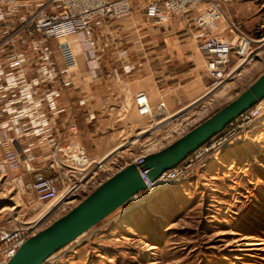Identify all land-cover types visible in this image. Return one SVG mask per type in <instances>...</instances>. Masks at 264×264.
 Here are the masks:
<instances>
[{"label":"built area","instance_id":"2783aa9c","mask_svg":"<svg viewBox=\"0 0 264 264\" xmlns=\"http://www.w3.org/2000/svg\"><path fill=\"white\" fill-rule=\"evenodd\" d=\"M139 1L145 3L142 13L151 26L174 21L188 29L190 43L203 56L205 73L210 78L221 79L233 59L239 62L253 55V60L262 59L264 65V15L253 34H246L240 22L233 23L225 16L221 3L229 0ZM48 4L51 8L27 11L13 0H0V169L14 174L12 182L16 188L32 192L37 202L62 197L65 204H70L78 197L85 198L124 167L103 176L100 159L91 158L77 140L72 110L66 115V108L60 104L61 97L73 86L70 75L79 65L68 39H77L87 76L99 79L102 65L96 47L97 32L110 21L130 18L134 5L130 0H51ZM222 21L226 22L229 38L220 36ZM131 70L129 66L123 68L126 73ZM112 74L118 76L116 70ZM196 102L182 105L177 99V109L169 112L164 101L153 106L145 91L136 93V113L151 124L143 132L162 130L163 134L131 162L145 185V190L130 200L133 205L184 179L191 169V160L206 152V146L212 151L221 150L227 141L221 137L225 129L236 123L250 127L262 116L261 101L178 166L150 181L148 171L140 165L146 156L198 124L184 113ZM78 104L82 106L84 101ZM88 119L94 121L95 114H89ZM26 236L17 237L0 251L1 263L10 258Z\"/></svg>","mask_w":264,"mask_h":264},{"label":"rangeland","instance_id":"374dc122","mask_svg":"<svg viewBox=\"0 0 264 264\" xmlns=\"http://www.w3.org/2000/svg\"><path fill=\"white\" fill-rule=\"evenodd\" d=\"M13 1L27 11L51 8V0ZM239 3L243 11L237 21L260 5L258 21H262L264 0ZM231 9L228 7L229 14ZM200 59L205 72L202 55ZM239 62L233 59L221 79L205 73V89L184 111L185 117L196 123L204 121L264 73L262 59L242 66ZM190 82L186 79L182 84L190 86ZM116 102L118 107L99 108V124H77V140L91 158L110 155L103 176L130 164L163 134L162 130L143 132L151 124L136 113L128 88ZM261 106V118L250 127L236 123L225 129L221 137L227 141L221 150L212 151L208 145L206 152L193 158L184 179L143 203L129 201L46 264H264V100ZM100 123L104 128L100 129ZM13 177L0 169V251L17 237L42 230L82 199L70 204L59 200L58 205L57 201L37 202L32 192L16 188ZM55 205L60 208L27 233Z\"/></svg>","mask_w":264,"mask_h":264},{"label":"crops","instance_id":"0c3cea01","mask_svg":"<svg viewBox=\"0 0 264 264\" xmlns=\"http://www.w3.org/2000/svg\"><path fill=\"white\" fill-rule=\"evenodd\" d=\"M130 1L134 5L130 18L110 21L97 32L96 47L102 65L99 79L87 76L77 39H68L77 54L79 65L70 75L73 86L61 97L60 104L66 108V115L72 110L77 124L80 121L86 125L99 124V108L118 107L116 101L122 96L124 88H128L133 99L136 93L145 91L153 106L164 101L169 112L177 109V99L182 105L189 104L205 89L202 79L206 75L201 55L195 53L188 37V29L182 23L174 21L168 25L153 27L144 19L142 11L145 3ZM240 1L229 0L221 5L225 16L233 23L240 22L236 20L243 11ZM228 7L232 8L231 14L228 13ZM262 8L260 5L258 10L254 9L246 18L241 19L244 33L253 34L252 30L259 23V11ZM222 22L219 24L220 36L229 38L231 35L225 30L226 22ZM125 66L132 67V70L124 72ZM114 70L118 72L117 77L112 74ZM186 79H191L190 86L182 84ZM79 101H84V104L80 106ZM91 113L95 114L92 122L88 119ZM104 126L100 123V129ZM100 139L104 140L102 137Z\"/></svg>","mask_w":264,"mask_h":264},{"label":"water","instance_id":"95a60500","mask_svg":"<svg viewBox=\"0 0 264 264\" xmlns=\"http://www.w3.org/2000/svg\"><path fill=\"white\" fill-rule=\"evenodd\" d=\"M263 100L264 73L234 100L182 137L146 156L140 168L148 171L150 181L156 180L162 172L178 166L222 132L229 123ZM143 190L145 185L138 168L133 163L126 165L61 217L42 230L26 236L10 258L0 264H46L55 253L76 241Z\"/></svg>","mask_w":264,"mask_h":264},{"label":"bare ground","instance_id":"6f19581e","mask_svg":"<svg viewBox=\"0 0 264 264\" xmlns=\"http://www.w3.org/2000/svg\"><path fill=\"white\" fill-rule=\"evenodd\" d=\"M221 5H222V3H221ZM253 55H250V56H248V58L246 59V60H243V59H241L240 60V62H239V64H238V66H242V63H250L251 61H253ZM110 157V155H108V156H106L105 158H103V159H101L100 160V164L102 165V167L104 166V163L106 162V160L108 159ZM163 189V188H162ZM161 189V190H162ZM160 190V191H161ZM159 192V191H158ZM157 192V193H158ZM156 193V194H157ZM151 197H149L148 199H150ZM65 198H58L56 201L57 202H55V203H57L56 205H58V201L59 200H64ZM148 199H146L145 201H147ZM145 201H143V202H145ZM143 202H140V203H143ZM61 203V202H60ZM59 203V204H60ZM140 203H137V204H135V205H138V204H140ZM55 205V207L53 206V207H51V208H49L46 212H45V214H44V216L40 219V220H37V222H35V223H33V225L30 227V228H28V229H30V230H28V232L27 233H32V232H34L36 229H38L48 218H49V216H51V215H53L59 208L57 207ZM57 209V210H56ZM56 210V211H55ZM55 211V212H54ZM81 237V236H80ZM53 257V256H52ZM51 258V257H50ZM49 258V259H50ZM48 259V260H49ZM47 260V261H48Z\"/></svg>","mask_w":264,"mask_h":264}]
</instances>
